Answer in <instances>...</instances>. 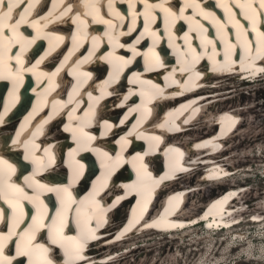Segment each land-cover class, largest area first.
I'll use <instances>...</instances> for the list:
<instances>
[{
	"label": "bare ground",
	"instance_id": "obj_1",
	"mask_svg": "<svg viewBox=\"0 0 264 264\" xmlns=\"http://www.w3.org/2000/svg\"><path fill=\"white\" fill-rule=\"evenodd\" d=\"M11 2L5 24L24 19L9 50L20 59L10 60L7 78L0 79V161L14 169L8 183L30 196L35 182L67 187L77 203L93 201L82 221L86 237L79 258L67 241L53 244L47 228L36 234L34 243L49 249L51 264L122 263L141 247L154 251V237L147 234H172L175 241L190 224L219 232L242 222L241 186L199 208L190 204L199 214L185 213L204 181L235 172L225 162V148L245 126L243 114L234 105L220 106L237 87H219L230 77L264 81L262 0ZM4 34L11 35L10 27ZM194 127L200 136L191 134ZM204 166L205 180L192 182V190L174 185L178 175ZM40 199L50 216L62 210L57 192L42 190ZM22 204L29 218L17 224L13 205L0 198V233H13L0 254L5 264H28L17 245L23 249L19 234L37 206ZM69 228L65 236L80 237L74 220ZM113 238L117 246L136 240L135 246L115 250ZM101 243L107 246L100 249Z\"/></svg>",
	"mask_w": 264,
	"mask_h": 264
},
{
	"label": "rangeland",
	"instance_id": "obj_2",
	"mask_svg": "<svg viewBox=\"0 0 264 264\" xmlns=\"http://www.w3.org/2000/svg\"><path fill=\"white\" fill-rule=\"evenodd\" d=\"M216 80H219V78ZM244 81L237 77H230V79L223 81L224 86L222 84L219 87H237H235L237 91L230 94L229 97L227 95V97L222 96L227 101L225 100L219 105L222 108L234 105V108L240 109L239 111L243 114L242 118L245 126L239 131V136L235 135L232 139L230 137V141H228V145L225 148L227 151H225L227 155L225 156L229 160V162H225L230 164L227 165L231 166L235 172L231 173L230 176L227 175L228 177L223 180H218L219 182L210 183L204 181V184L206 183L207 185L205 184V188L204 184L201 185L203 191L201 190V193L194 198L192 192V197L190 196L192 200L187 201L189 207L192 205V208H199L206 204L207 201L209 202L214 196V198L218 197L220 193L222 194L228 188L245 187V190H242L244 192L242 194L244 197L243 203H241L244 204L243 210H241L243 213L242 222L233 228L219 232L204 227L202 222L196 223V225H194L195 223L190 224L187 227L188 231L184 233V235H187L175 241L171 239L172 234L169 236L156 231L152 235L147 234L144 236V238L154 237L150 241V245L155 247L154 251L147 254L149 248L147 246L141 247L132 253L127 260H121L122 263L116 264H264V221L251 220L253 215L264 217V81L249 84L244 83ZM217 110L219 109L217 108ZM205 122H207L206 119L199 121L200 124ZM17 128L18 125H15L11 130L15 131ZM193 131L195 132H191V134L197 137L199 135L196 132L198 129L194 127ZM60 132L61 130L58 129L57 133ZM189 137L186 135V138L183 137L182 139L184 141L185 139H190ZM203 154L201 155L204 157ZM215 160L219 161V158ZM205 170L204 166L196 170L197 172L193 170L189 173L190 175L187 173L183 177L181 176L180 182L177 181L175 186H180L181 188L188 185L187 187H190L192 182L196 184L197 182L194 181L199 179L203 182L205 179L202 176ZM123 173L125 172H122L121 175ZM191 179L194 180L192 181ZM85 185L84 183L82 186L86 187ZM189 189L192 190V186ZM238 200L241 201L240 199ZM191 207L188 212L185 213L184 211L185 215L200 213L198 210H191ZM129 235L131 236V234ZM136 235L131 237L135 236L136 238ZM113 240L115 239L113 238ZM118 242L115 240L112 245ZM135 242L136 240L133 242L126 241V244H118V246L115 245L112 248L117 250L122 246L132 245L133 247ZM104 245L107 246V243H101L99 248L102 249Z\"/></svg>",
	"mask_w": 264,
	"mask_h": 264
},
{
	"label": "snow or ice",
	"instance_id": "obj_3",
	"mask_svg": "<svg viewBox=\"0 0 264 264\" xmlns=\"http://www.w3.org/2000/svg\"><path fill=\"white\" fill-rule=\"evenodd\" d=\"M262 7H264V0H262ZM0 9H6L2 14H0V79L7 78L3 75L4 70L11 67L9 61L16 59L19 61L20 57H13L10 54V47L12 44L18 42L16 38V28L19 23L23 22V16L20 17V20L15 24L6 25L5 21L10 19V14L12 13L13 4L11 0H0ZM6 27H10L11 35L6 36L4 30ZM7 41V43H5ZM2 120V117H0ZM78 163V162H77ZM115 162H113L114 164ZM7 164L6 161H0V198L5 199L9 204L13 205L14 208V217L17 224L23 223L25 219H28V214L23 210V200H28L36 204V215L32 216L31 223L27 224L25 229L19 234V240L23 245L21 250L20 245H17V255L28 256V264H51L47 260L46 253L48 248L44 244H36L35 236L43 228L48 229V236L51 239L53 244L58 242H68V248L71 255L75 258H79V251L83 246V239L86 237V231L84 228V223L89 215L88 209L91 207L93 201L90 198H86L85 201H80L77 203L72 197L71 192L67 187L64 188H47L44 185H39L38 182H35L38 187L34 190L33 195H29L24 191L23 188L19 185L9 184L11 173L14 171L12 165H7V168L4 165ZM112 165H109L111 167ZM79 167H83L80 165ZM77 175L79 174V168L76 170ZM28 187H33V184H28ZM45 190L48 192L55 191L58 195L61 196L62 210H57L55 216H50L48 214V206L43 204V201L40 199L41 191ZM73 205H76L73 207ZM3 209H0V217L3 216ZM75 221V224L80 228V237H71L65 236V228H69L71 221ZM69 230H71L69 228ZM13 233L9 232L7 235L0 233V254L7 241L12 237ZM63 246V245H62ZM0 259V264H5V260ZM10 264V261L8 262Z\"/></svg>",
	"mask_w": 264,
	"mask_h": 264
},
{
	"label": "clouds",
	"instance_id": "obj_4",
	"mask_svg": "<svg viewBox=\"0 0 264 264\" xmlns=\"http://www.w3.org/2000/svg\"><path fill=\"white\" fill-rule=\"evenodd\" d=\"M204 227H205V225H204ZM218 229H219V231H226L228 228L226 226H223V227H220ZM206 230H208V229H206ZM212 231H216V230H212ZM216 232H218V231H216Z\"/></svg>",
	"mask_w": 264,
	"mask_h": 264
}]
</instances>
